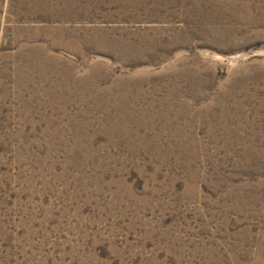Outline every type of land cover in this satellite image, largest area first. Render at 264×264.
Returning a JSON list of instances; mask_svg holds the SVG:
<instances>
[{
    "label": "rangeland",
    "instance_id": "obj_1",
    "mask_svg": "<svg viewBox=\"0 0 264 264\" xmlns=\"http://www.w3.org/2000/svg\"><path fill=\"white\" fill-rule=\"evenodd\" d=\"M0 264H264V0H0Z\"/></svg>",
    "mask_w": 264,
    "mask_h": 264
}]
</instances>
